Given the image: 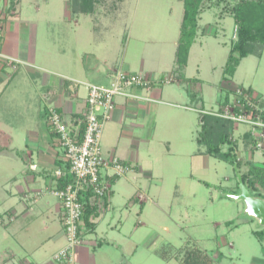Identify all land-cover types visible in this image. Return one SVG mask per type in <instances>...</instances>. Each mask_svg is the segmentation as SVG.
Wrapping results in <instances>:
<instances>
[{
  "label": "rangeland",
  "instance_id": "obj_1",
  "mask_svg": "<svg viewBox=\"0 0 264 264\" xmlns=\"http://www.w3.org/2000/svg\"><path fill=\"white\" fill-rule=\"evenodd\" d=\"M70 1L0 0V20L5 29L10 21H37L38 36L31 40L41 46L39 55H51L49 52L53 51L49 46L55 50L54 41L58 52L66 48L64 55L72 52L81 55L79 49L85 42L89 47L102 48L107 44L105 48H112L110 55H167L168 61L166 58L160 62L167 66L160 80L168 91L186 92V86L178 82L181 74L198 79L194 87L198 90L196 96L188 95L190 98L182 99L164 95L158 99L159 115L153 139L143 138L134 143L142 170L129 171L113 184L111 211L130 216L122 234L121 245L126 252L124 264H182L181 258L176 256L182 255L180 249L184 246L203 249L212 257L213 264H264V243L254 234L262 225L246 212L244 200L232 197L236 194L232 191L239 192L235 166L209 156L210 163L204 167L195 157L198 148H202L196 141L201 129V112L211 114L223 109L225 96L229 97L227 102L232 100L236 86L249 89L264 111V49L262 56L249 54L243 57L235 74L224 78V67L237 39V25L229 7L216 0H207L202 11L206 13L199 22L201 34L197 44L192 45L193 50L190 48L187 66L181 71L175 58L183 0H99L88 18L74 13ZM74 17L85 22L83 29L75 34L71 30ZM93 25L97 31L100 27L102 34L87 41L86 32ZM77 35L79 44H76ZM169 77H175L174 81H165ZM25 82L11 83L0 99V129L14 133L11 147L0 131V151L4 149L0 153V206L4 205V208L14 200L10 195L12 169L16 168L13 164L22 157L19 153L26 148L28 133L34 128L38 131L41 126L37 118L39 109L23 105L28 104L29 98L34 99L32 85H24ZM224 85L235 87L230 90ZM37 103H40L39 97ZM237 125L234 124L232 135L237 142L235 152L243 173L252 162L264 164V149L254 148L253 143L246 142L242 132L248 127ZM110 135L115 140L116 133ZM106 136L102 139L103 148L111 150L115 141H108ZM228 147L229 144H224L222 150L226 151ZM136 193L145 198L142 213L139 211L141 203L134 204L130 200ZM2 210L0 264H25L23 261L30 254L21 243L25 232L13 234L10 228L7 229L13 223L6 210L1 214ZM138 219L142 224L131 233Z\"/></svg>",
  "mask_w": 264,
  "mask_h": 264
},
{
  "label": "crops",
  "instance_id": "obj_2",
  "mask_svg": "<svg viewBox=\"0 0 264 264\" xmlns=\"http://www.w3.org/2000/svg\"><path fill=\"white\" fill-rule=\"evenodd\" d=\"M203 13L206 12H201L199 22ZM76 14L86 15L85 18L91 17V13ZM182 18L183 14H180V25ZM36 22L27 19L10 21L1 43L2 53L10 59L0 57V99L3 91L11 83L14 85L18 81L23 83L26 80L24 85H32L33 90H30L34 93V99L29 98L28 104L23 105L29 109L32 107H36V110L39 109L37 118L40 120L39 126H41L38 131L35 128L31 130L25 138L26 148L19 153L22 157L15 161L17 163L13 165L16 168L12 169L10 195L14 200L6 208L1 205L0 210L3 208L1 214L6 210L10 215V223H13L7 229L10 228L13 234L25 232L24 235L22 234L25 239L21 243L30 253L23 261L25 264H58L52 260V256L66 242L63 228V209L61 202L51 193L50 189L55 185L53 173L59 165L58 157L61 151L58 150L60 147L56 137L52 136L47 124L46 109L50 106L59 107L65 112L67 118L83 113L88 96V85L108 83L110 74L115 69L121 68L150 77L152 80L150 87H134L131 89L132 95H119L116 98L115 108L103 131V136L106 134L108 141H115L111 150L104 148L106 153L118 155L132 165L133 169L130 172H137L142 169L139 165V151L134 143L143 138L148 141L153 139L157 128L156 120L159 115V105L156 104L158 99L160 100L164 95L170 98L177 96L176 98L182 99L196 96L198 90H194V87L196 86L195 80L198 79H192V76L180 73L178 82L186 86L187 93H183L181 90L168 91L164 89L160 80V75L165 73L167 67L160 62H164L166 58L168 61L167 55H152L151 57L154 59L149 55H110L112 48H105L107 44L100 48L94 45L89 47V43L85 42V46L82 43L79 49L81 55L73 52L71 55H64L67 53L66 48L63 50L61 48L58 52L59 49H57L56 41H54L52 45L56 49L53 50L54 47L49 46L53 51L49 52L52 53L51 55L48 53L47 55H39L41 46L33 41L38 36L39 25ZM84 23V21L74 17L72 19V33H78L80 29H83ZM201 26L199 23L195 44H197L196 40L202 31ZM98 29L97 31L93 25V28L91 27L86 32L87 41L90 37L93 40L94 36L99 37L102 34L100 27ZM78 38L79 35L76 36V44H79ZM176 43L178 44V39ZM191 50H193L192 47ZM157 56L164 58L160 59ZM171 59L173 60L172 57ZM23 66H25L24 70ZM224 87H229L231 90L235 86L224 85ZM220 93H222V89ZM37 97L40 99L39 104ZM225 97L227 101L229 97L227 95ZM11 100L15 102L13 97ZM201 113H205V111ZM241 125L238 124L237 126ZM0 131L4 134L3 138H7L12 147L14 145V133L1 129ZM246 131L247 129L242 132V135ZM113 132L117 135L115 140L110 135ZM244 140L246 141L245 138ZM199 146L202 148H198L195 157L202 161L204 167H208L209 158L214 156L206 152L205 145L199 144ZM3 152L4 149L0 151L1 154ZM112 197L107 209L91 219L94 223V229L91 232H86L84 242L78 248L79 264H124L126 252L121 242L130 216L126 213L119 215L115 211H111ZM130 200L134 204L141 203L142 209L139 211L142 213L145 202L144 196L136 193ZM0 217L2 219V216ZM141 224L142 222L138 219L134 223L131 233L136 232V228L140 227ZM31 229L35 230L32 231Z\"/></svg>",
  "mask_w": 264,
  "mask_h": 264
},
{
  "label": "built area",
  "instance_id": "obj_3",
  "mask_svg": "<svg viewBox=\"0 0 264 264\" xmlns=\"http://www.w3.org/2000/svg\"><path fill=\"white\" fill-rule=\"evenodd\" d=\"M5 30L0 20V47ZM0 57L10 59L1 51ZM174 78H165V81ZM151 83L145 74L119 68L111 72L108 83L89 84L82 117L69 119L54 106L47 109V123L57 133L56 140L61 149L58 157L61 164L54 170L55 185L50 189L61 202L66 239L65 245L52 256L56 263L79 264L78 248L84 242L82 226L86 207H94L103 213L111 200L116 179L133 169L130 163L116 154H107L103 148L104 126L111 118L116 97L130 96L132 88H148ZM263 113L251 91L237 87L232 100L211 114L247 126L256 148L264 149Z\"/></svg>",
  "mask_w": 264,
  "mask_h": 264
},
{
  "label": "trees",
  "instance_id": "obj_4",
  "mask_svg": "<svg viewBox=\"0 0 264 264\" xmlns=\"http://www.w3.org/2000/svg\"><path fill=\"white\" fill-rule=\"evenodd\" d=\"M98 1L99 0H71L70 6L74 13L89 14L94 12L95 4ZM206 2L207 0H183L184 12L176 51V62L178 69L181 71L187 65L190 48L195 42L198 34L200 14L204 10L203 8ZM216 2L218 4L224 3L226 7H229V11L234 17L238 30L237 39L232 44L223 71V77L228 78V76H233L235 74L236 68L243 57L249 54L262 56L264 49V0H216ZM256 44H260V47H257ZM225 103H227V101H225ZM56 109L66 117L65 112L61 108L56 107ZM82 116L83 113L74 115L69 119ZM47 124L50 127L52 136L57 137V133L54 131L53 127L49 123ZM200 126L201 129L196 140L199 144L206 146V152L211 156L234 165L236 171L242 174V180L250 193L253 196L264 197V164L259 165L252 162L249 164V168L246 172L242 173L240 171L241 163L235 152L237 142L233 139L232 135L234 122L213 114L202 113L200 116ZM81 129V132H83L84 126H82ZM243 136L246 142L253 143L254 148H256L255 141L248 131H246ZM224 144H229L226 151L222 150ZM58 163L60 165L61 161L58 160ZM237 185L240 192L239 181ZM231 193L237 192L232 191ZM112 195L113 191H111V197ZM98 214L99 212L96 208L86 207L83 216L84 226H82L84 235L87 231L91 232L94 229V223L91 221V217H95ZM254 234L264 243V227L255 230ZM182 250V255L176 256L178 259L181 258L182 264H213L212 257L199 247L187 248L184 246L180 249V252H182ZM162 255L165 256V254Z\"/></svg>",
  "mask_w": 264,
  "mask_h": 264
},
{
  "label": "water",
  "instance_id": "obj_5",
  "mask_svg": "<svg viewBox=\"0 0 264 264\" xmlns=\"http://www.w3.org/2000/svg\"><path fill=\"white\" fill-rule=\"evenodd\" d=\"M240 192L232 194L233 198L245 201L246 212L256 217L264 227V197L253 196L242 180V174L237 171Z\"/></svg>",
  "mask_w": 264,
  "mask_h": 264
}]
</instances>
